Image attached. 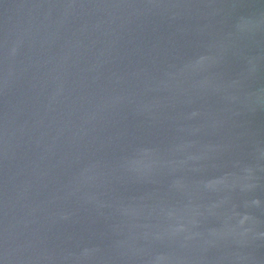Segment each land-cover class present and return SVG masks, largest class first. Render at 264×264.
Wrapping results in <instances>:
<instances>
[{
  "label": "water",
  "instance_id": "1",
  "mask_svg": "<svg viewBox=\"0 0 264 264\" xmlns=\"http://www.w3.org/2000/svg\"><path fill=\"white\" fill-rule=\"evenodd\" d=\"M0 264H264V0H0Z\"/></svg>",
  "mask_w": 264,
  "mask_h": 264
}]
</instances>
